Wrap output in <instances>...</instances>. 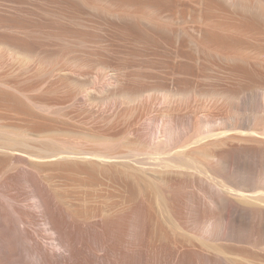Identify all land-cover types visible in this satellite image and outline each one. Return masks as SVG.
Returning <instances> with one entry per match:
<instances>
[{"label": "bare ground", "instance_id": "1", "mask_svg": "<svg viewBox=\"0 0 264 264\" xmlns=\"http://www.w3.org/2000/svg\"><path fill=\"white\" fill-rule=\"evenodd\" d=\"M146 3L157 10L181 5L179 0ZM201 3L203 26L196 47L228 57L233 61L229 74L245 82L228 93L227 113L171 116L162 108L150 118L144 114L149 120L135 118L139 121L127 130L131 138L124 147L101 138L84 145L65 143L44 155L88 176L92 205L100 213L85 223L41 181L34 169L43 161L0 146L10 165L20 163L10 181L0 182V264H264V81L259 78L264 59L248 61L241 51L243 36L264 23V1L253 5L250 12L256 13L246 12L237 22L215 24L210 12H223L224 4ZM255 55H264V49ZM164 95V105L176 102ZM131 99L116 102L125 105ZM117 105V110L123 107ZM111 169L125 175L108 183L104 175ZM26 200L31 203L23 204ZM152 207L169 222L167 228L156 222ZM39 221L43 227L33 229ZM40 237L51 239V246Z\"/></svg>", "mask_w": 264, "mask_h": 264}, {"label": "rangeland", "instance_id": "2", "mask_svg": "<svg viewBox=\"0 0 264 264\" xmlns=\"http://www.w3.org/2000/svg\"><path fill=\"white\" fill-rule=\"evenodd\" d=\"M217 1L226 9L210 12L212 23L237 22L246 12L256 13L250 12L253 5L264 0H239L238 5ZM179 2L166 11L122 0H0V146L43 161L34 169L41 181L83 223L100 213L92 205L88 176L75 165L52 163L44 155L65 143L84 145L101 138L126 146L131 136L127 130L144 120L138 116L150 118L163 109H172L167 112L176 116L223 109L224 115L233 90L245 83L232 76L233 61L228 57L196 47L203 26L201 0ZM258 31L243 36L241 51L251 62L264 59L255 55L264 49L263 21ZM162 93L176 102L164 105ZM133 95L137 96L131 99ZM113 99L121 104L132 101L125 106ZM116 105L124 110L118 111ZM7 157L0 153L1 183L10 181L20 166L10 165ZM122 172L111 169L104 175L106 182L122 179ZM152 210L156 222L167 228L169 222L159 209ZM38 223L33 229L43 227L42 221ZM40 239L51 246V239Z\"/></svg>", "mask_w": 264, "mask_h": 264}]
</instances>
